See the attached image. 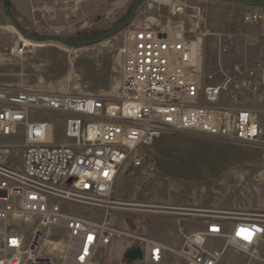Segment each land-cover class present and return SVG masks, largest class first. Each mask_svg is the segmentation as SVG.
<instances>
[{
  "label": "built area",
  "instance_id": "built-area-1",
  "mask_svg": "<svg viewBox=\"0 0 264 264\" xmlns=\"http://www.w3.org/2000/svg\"><path fill=\"white\" fill-rule=\"evenodd\" d=\"M261 21L258 14L244 18ZM200 25L125 32L110 102L0 86V264H94L115 239L140 249L131 264H163L172 252L166 244L117 231L108 217L118 205L112 194L120 171L155 172L145 151L168 135L198 133L247 146L264 162V60L208 70ZM231 44L225 38L222 51ZM9 51L23 56L26 48L17 40ZM77 208L101 211L104 221ZM201 218L174 252L186 264H264L255 257L264 240L257 216Z\"/></svg>",
  "mask_w": 264,
  "mask_h": 264
},
{
  "label": "rangeland",
  "instance_id": "rangeland-1",
  "mask_svg": "<svg viewBox=\"0 0 264 264\" xmlns=\"http://www.w3.org/2000/svg\"><path fill=\"white\" fill-rule=\"evenodd\" d=\"M131 1L10 3L25 31L79 39L78 36L88 37L111 28L125 15ZM197 10L200 17L195 18ZM249 14L260 15L261 23L246 24L244 18ZM199 21L208 70L225 71L232 64L251 67L264 60V8L242 7L226 0H145L129 27L100 43L68 48L55 42H28L23 56H13L9 49L19 34L3 12L0 0V86L110 102L118 90L125 32L139 27L156 30L178 23L189 29ZM227 37L232 44L223 52ZM145 153L155 172L148 174L128 166L120 171L112 194L118 205L108 221L117 231L166 244L172 252L163 264H186L174 252L180 248L183 235L198 229L196 222L201 216L243 212L264 223V162L260 151L198 133H176L157 141ZM76 211L84 218L104 221L101 211ZM133 245L128 239H115L94 264H131L123 256ZM257 253L264 259V240ZM250 264L263 263L251 260Z\"/></svg>",
  "mask_w": 264,
  "mask_h": 264
},
{
  "label": "water",
  "instance_id": "water-1",
  "mask_svg": "<svg viewBox=\"0 0 264 264\" xmlns=\"http://www.w3.org/2000/svg\"><path fill=\"white\" fill-rule=\"evenodd\" d=\"M144 1L145 0H132L125 15L111 28L101 33L79 39H65L63 37L56 35H33L25 31L17 22L12 11L10 0H1V7L5 15L7 16L11 26L24 39L37 44L55 42L64 45L68 48H79L83 46H90L100 43L110 37H113L114 35L120 33L121 31L129 27L134 20L136 11ZM226 1L242 7L264 8V0H226ZM123 257L125 261L129 263H133L141 258V251L139 248L129 249L128 251H126Z\"/></svg>",
  "mask_w": 264,
  "mask_h": 264
},
{
  "label": "bare ground",
  "instance_id": "bare-ground-1",
  "mask_svg": "<svg viewBox=\"0 0 264 264\" xmlns=\"http://www.w3.org/2000/svg\"><path fill=\"white\" fill-rule=\"evenodd\" d=\"M158 1H160V0H158ZM14 29V28H13ZM18 38H17V40H18V42L19 43H22L23 45H24V47L26 48L27 46H28V42H30V41H28V40H26V39H24L22 36H17ZM133 207H135V206H133ZM255 257H256V259H258L259 258V255H258V253L256 252V255H255Z\"/></svg>",
  "mask_w": 264,
  "mask_h": 264
},
{
  "label": "crops",
  "instance_id": "crops-1",
  "mask_svg": "<svg viewBox=\"0 0 264 264\" xmlns=\"http://www.w3.org/2000/svg\"><path fill=\"white\" fill-rule=\"evenodd\" d=\"M15 7H16V5H15ZM16 8H18V7H16ZM19 10V9H18ZM264 36V35H263ZM249 40V39H248ZM253 40H257V38H254ZM253 55V54H252ZM225 63H226V65H230V63H229V61H225ZM232 208V207H231Z\"/></svg>",
  "mask_w": 264,
  "mask_h": 264
},
{
  "label": "flooded vegetation",
  "instance_id": "flooded-vegetation-1",
  "mask_svg": "<svg viewBox=\"0 0 264 264\" xmlns=\"http://www.w3.org/2000/svg\"><path fill=\"white\" fill-rule=\"evenodd\" d=\"M77 38H81L80 36H78Z\"/></svg>",
  "mask_w": 264,
  "mask_h": 264
}]
</instances>
